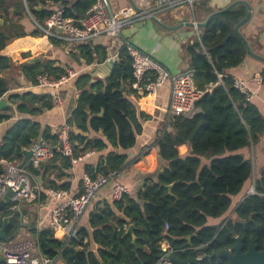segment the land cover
<instances>
[{
    "label": "trees",
    "instance_id": "obj_1",
    "mask_svg": "<svg viewBox=\"0 0 264 264\" xmlns=\"http://www.w3.org/2000/svg\"><path fill=\"white\" fill-rule=\"evenodd\" d=\"M96 1L0 0V18L4 20V24L0 23V100L8 97L13 104L23 101L17 111L29 116L0 140V177L5 173L2 161L21 162L24 149L39 138L52 146L60 144L59 136L52 134L51 129H43L33 121L40 113L39 103L53 107L50 93L43 97L32 92L10 95L8 82L2 77L5 70L15 65L20 66L34 84L40 74L58 79L65 73L63 67L55 66L54 60L29 63L37 56L23 48L12 49L21 38L40 32L39 29L26 32L20 21L28 10L39 26L44 27L48 17L63 9L65 17L78 22ZM10 9L16 20L8 17ZM246 12L247 7L239 5L230 12L216 15L187 47L190 70L205 95L196 105L199 110L196 115L172 117L171 130H165L155 140L153 147L159 168L145 177L146 183L138 196L127 195L121 201L106 202L103 207L97 205L89 218L91 232L85 228L75 237H58L51 228L28 225L42 255L64 264H157L163 254L160 242L166 225V239L176 255L194 257L196 249L203 247L206 258L202 264H229L225 257L212 256L234 247L237 237L244 239L245 250L251 240L259 250L264 248V170L252 187V161L242 153L264 137V115L236 88L230 74L249 55L247 44L236 32ZM41 36L52 40L43 32ZM53 40L54 44L59 42ZM78 44L77 52L70 53L78 66L81 59L85 65H91L104 63L109 58L106 46ZM73 82L79 97L67 126L80 132L71 130L69 133L73 158L78 161L91 151L109 149L97 166L85 165V173L93 178L99 174L121 173L132 164L126 151L136 146L144 131L143 122L151 119L130 99V94L136 92L131 88L134 82L132 59L127 50L122 49L105 80L93 82L88 73L82 72ZM10 117L0 115V122ZM184 146H189V150L181 153L180 148ZM72 167L71 158L62 154L40 169L28 164L26 171L34 182L43 178L39 200L50 190L70 191L71 184H60V181ZM170 185L173 186L171 193ZM10 207L12 204L7 209ZM26 212L12 211L5 215L11 217L6 230L8 237L17 236L22 214ZM131 224L136 227L135 243L123 229ZM190 236L189 245L185 238ZM90 243L96 250L91 249Z\"/></svg>",
    "mask_w": 264,
    "mask_h": 264
},
{
    "label": "crops",
    "instance_id": "obj_2",
    "mask_svg": "<svg viewBox=\"0 0 264 264\" xmlns=\"http://www.w3.org/2000/svg\"><path fill=\"white\" fill-rule=\"evenodd\" d=\"M132 1L110 0L111 11L117 12L125 9ZM236 1H245L252 7L251 20L244 25L240 31L248 41L253 54L264 58V0H199L195 3L193 9L192 7L185 6L172 12L160 11L158 16L164 24L171 27L178 26L184 21L192 22L195 20L197 22H205L211 14L227 8ZM3 15L6 16L5 13H3ZM8 15L9 18L16 20L13 9L9 10ZM1 21H3L4 24V20L1 19ZM20 22V26L28 33L35 31L37 29L36 27L40 29L39 24L28 10H26L25 18ZM199 34L200 30L197 32L196 29L191 27H183L178 31H169L160 27L153 21L136 23L125 28L121 36L117 39H109L105 36H96L91 39L88 42L89 44L107 47L109 58L104 63H93L91 65H85L84 60L81 59V66H78V63L70 56V53L77 52L76 47L79 44L70 42L61 32H58L56 35L54 34V36L45 34L52 38V40L54 38V40L59 41L57 44L52 43V40L45 36L41 38L29 36L18 40L16 44H13L12 49L23 48L32 56H37L34 59L39 58L40 62L38 63L54 60L56 61L55 66L63 67L64 69L72 68L77 71L88 73L92 81L95 82L97 80H105L109 76L112 70L108 61L113 60L116 62L118 54L123 49L126 42H130L145 53L152 54L154 59L165 66L172 74L186 72L190 70V58L187 55V47L195 42ZM230 74L235 81L244 82L251 93L250 101L256 105L264 115V62L248 55L240 66L230 71ZM2 77L8 82V93L10 95L21 92H32L43 97L49 93L50 96L52 94V90L50 89L36 88L33 81L26 76L18 65H15L12 69L5 70L2 73ZM170 92L171 84L167 83L156 95L143 96L137 92L130 94V99L137 105L140 112L147 114L151 118L149 121L143 122L144 131L142 135L138 137L136 146L126 151L132 164L130 163L131 165H128L121 173L117 174L114 180L128 186L130 196L133 198H136L140 190L144 187L146 183L145 177L148 174L155 173L159 168L157 151L153 145L157 137L161 136L165 130H171L170 120L172 116L168 113ZM62 93L64 97V105L62 108H55L54 106L50 108L49 106H44L39 103L37 108L40 110V113L33 118V121L38 122L43 129H51L52 134L58 136L60 130L67 126L76 108L79 97L75 82L63 86ZM7 98L8 97H3L1 99L6 102V106L0 112V115L5 114L11 117L9 120L0 122V140L9 129L24 118L29 117L27 114L17 111V107L22 104L23 101H18L13 104L12 101H8ZM26 105L30 107L28 103ZM71 130L80 133L74 128H70V131ZM99 135L100 134H98V136ZM91 137H94V135H91ZM148 146L150 147L148 148ZM188 150L189 146L180 148L181 153H185ZM108 152L109 149H105L101 152L91 151L83 155L69 171H66L67 176L60 181V184L66 182L71 184L70 191L64 190L68 192V198H75L83 192L82 177L85 174V165L97 166L99 162H102ZM242 153L246 158L252 161L253 175L251 186L254 187L257 177H259L264 170V137L260 139L258 144L252 145L250 149L243 150ZM52 178H54V176H52ZM32 180L34 181L33 177ZM37 181L40 184L42 183L39 179ZM112 186L113 182L100 190L97 198L89 206L86 213L74 223L72 233L79 232L85 228L91 232V229H89L90 214L94 212L97 205L103 207L106 202H112ZM45 194L46 196L43 200H39L32 206H36L35 208L37 210L34 216L36 218V225L40 229L50 228L51 213L61 203L60 200L51 196L49 191ZM56 235L61 237L58 234ZM90 244L91 249L96 250V246L93 243Z\"/></svg>",
    "mask_w": 264,
    "mask_h": 264
},
{
    "label": "built area",
    "instance_id": "obj_3",
    "mask_svg": "<svg viewBox=\"0 0 264 264\" xmlns=\"http://www.w3.org/2000/svg\"><path fill=\"white\" fill-rule=\"evenodd\" d=\"M197 1L199 0H133V4L131 3L127 8L112 12L110 0H97L86 16L78 22L65 17L64 10L60 9L46 19L44 27H39L49 36H54L61 31V34H64L70 42L87 44L96 36L117 39L125 28L136 23L151 21L152 16L161 20L158 16L160 11L172 12L185 6L193 9ZM123 49L127 50L132 59L134 82L131 84V88L134 91L143 96L156 95L163 86L170 83L168 113L172 117H193L199 112L196 105L203 98L205 92L197 87L192 70L172 74L154 59L152 54L143 52L130 42H126ZM81 73V71L66 68L65 73L58 79L52 78L49 74H40L36 77L34 86L39 89L52 90L53 106L62 108L64 105L62 87L73 82ZM235 86L250 100L251 93L244 82L235 81ZM69 133V126L60 130V144L57 146H52L44 138L36 140L29 148L33 151L29 164L35 169H40L58 154H62L71 158L74 165L77 160L73 158ZM2 164L5 167V173L0 177V200L12 188L14 194L11 210L22 213L24 203L39 201L41 184L38 181L34 182L32 175L26 169H19L20 163L2 161ZM116 176L117 174L113 172L109 176L99 174L93 178L85 173L82 177L83 192L75 198H68L69 194L64 190H50L49 194L61 201L51 213L50 228L61 237H75L78 232L72 233L74 223L86 213L100 190L111 182H113L112 201H121L125 196L130 195L128 186L114 181ZM26 218V214H22V226L17 236L0 244V254L4 259V264H64L61 260H52L40 253L36 239L26 228ZM128 227L125 225L123 229L127 231ZM167 230L168 225H166L160 242L163 254L158 264H170L168 258L174 251L166 239Z\"/></svg>",
    "mask_w": 264,
    "mask_h": 264
},
{
    "label": "water",
    "instance_id": "obj_4",
    "mask_svg": "<svg viewBox=\"0 0 264 264\" xmlns=\"http://www.w3.org/2000/svg\"><path fill=\"white\" fill-rule=\"evenodd\" d=\"M239 5L246 6L247 12H246L245 18L242 19L240 21V23L236 26V32L241 36V38L247 44L248 54L250 56H253V57L257 58L258 60L264 62V58H262L260 56H256L255 54H253L248 41L240 33V28H242L244 25H246L251 20V17H252V7L249 3L245 2V1H236V2L232 3L231 5H229L227 8L211 14L205 22L184 21L183 23L179 24L178 26L171 27V26L164 24L162 22V20H159L156 17L152 16L150 19H151V21L158 24L160 27H163L169 31H178L183 27H191V28H194V29L199 31L200 29L205 28L210 23V20L213 17H215L216 15L230 12ZM38 10H41V7H38ZM0 23L3 24V21H1V19H0ZM38 62H40V59L36 58V59H32L29 63H38ZM108 62L111 65V70H112V68L115 64V61L110 60ZM5 106H6V102L4 100H0V112L4 109ZM101 115H102V113H101ZM22 154H23L24 158L20 162V164L18 165V168L19 169H26L27 165L29 164L28 162L33 155V151L31 149H27V150H24ZM42 179H43L42 177L39 178V180H41V181H42ZM172 187H173L172 185L169 186V193H171ZM13 194H14V191L12 188H10L8 190V192L5 194V196L3 197V199L0 200V213L3 210H5L8 205L12 204ZM9 221H10V217H6L4 219V226H3L2 230L0 231V241L1 242H5V241L10 240V238L5 233V230H6V227H7ZM135 231H136V227L133 224L129 225V227L126 231L127 234H130L132 236L133 243H135V241H136ZM185 239L188 240V242H189L188 244L190 245L191 244V236L186 237ZM243 241H244V239L242 237H237L236 238V244L231 250H226V251L216 253V254H214V256H216L218 258L226 257L229 260L230 264H264V250L261 252H258L257 251L258 246L255 244L254 241H252L249 250L247 252H243ZM169 260L171 262H173L174 264H196L199 262L198 259L182 261V260H180V259H178L172 255L169 256ZM3 263H4V260H0V264H3Z\"/></svg>",
    "mask_w": 264,
    "mask_h": 264
},
{
    "label": "flooded vegetation",
    "instance_id": "obj_5",
    "mask_svg": "<svg viewBox=\"0 0 264 264\" xmlns=\"http://www.w3.org/2000/svg\"><path fill=\"white\" fill-rule=\"evenodd\" d=\"M13 210H11V207L10 208H6L5 210H3L1 213H0V231L2 230V228H3V226H4V219L6 218V217H9V216H5L8 212H12ZM10 219H11V217H10ZM8 224H9V222H8ZM7 227H8V225H7ZM7 227H6V230H7ZM6 230H5V233H6ZM7 235V234H6ZM8 236V235H7ZM10 238V237H9ZM10 239H12V238H10ZM253 240H251V242H252ZM2 242L0 241V244H1ZM250 245H251V243H250ZM250 245H249V247H248V249L247 250H245V247H244V241H243V252H247L248 250H249V248H250ZM235 246V245H234ZM258 246V245H257ZM233 248V247H232ZM231 248V249H232ZM231 249H228V250H231ZM264 250V248L262 249V250H259V247H257V251L258 252H261V251H263ZM162 251V250H161ZM176 251H173V253L171 254L172 256H174V257H176V258H178V259H180V260H182V261H188V260H196V259H198L199 260V262L198 263H196V264H202V262L204 261V259L206 258V255H205V253H204V248L203 247H201V248H197L196 249V251H195V256L194 257H187V258H181V257H179V256H177L176 255ZM216 254V253H215ZM170 255V256H171ZM212 257H216V256H214V254H213V256ZM218 258V257H217ZM222 258V257H221ZM226 258V257H225ZM169 259V258H168ZM0 260H4L3 259V257L1 256V254H0ZM170 261V260H169ZM229 261V260H228ZM4 264V263H3ZM141 264H145V263H141ZM158 264V263H157ZM170 264H174L173 262H171L170 261ZM229 264H230V262H229Z\"/></svg>",
    "mask_w": 264,
    "mask_h": 264
},
{
    "label": "rangeland",
    "instance_id": "obj_6",
    "mask_svg": "<svg viewBox=\"0 0 264 264\" xmlns=\"http://www.w3.org/2000/svg\"><path fill=\"white\" fill-rule=\"evenodd\" d=\"M192 11V10H191ZM37 29H39L38 27H36ZM40 30V29H39ZM41 30H40V32H37V33H35V35L34 36H37V37H44V36H41ZM33 36V37H34ZM35 203H24L23 205H24V208L22 207V210H23V212L24 211H27L26 212V226H28V225H30V224H35L36 225V218H35V216H34V214H35V212H36V206H34V207H32L33 205H34ZM26 206V207H25ZM31 221H32V223H31ZM27 229H28V227H26ZM29 230V229H28ZM20 232V231H19ZM19 234V233H18Z\"/></svg>",
    "mask_w": 264,
    "mask_h": 264
}]
</instances>
